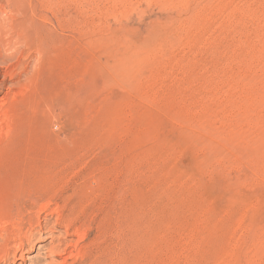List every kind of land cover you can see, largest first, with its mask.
Returning <instances> with one entry per match:
<instances>
[{
  "label": "rangeland",
  "instance_id": "obj_1",
  "mask_svg": "<svg viewBox=\"0 0 264 264\" xmlns=\"http://www.w3.org/2000/svg\"><path fill=\"white\" fill-rule=\"evenodd\" d=\"M0 7L24 40L16 72L39 57L32 84L0 87V205L25 222L43 197L44 232L9 264H57L58 245L99 264H264V0Z\"/></svg>",
  "mask_w": 264,
  "mask_h": 264
},
{
  "label": "bare ground",
  "instance_id": "obj_2",
  "mask_svg": "<svg viewBox=\"0 0 264 264\" xmlns=\"http://www.w3.org/2000/svg\"><path fill=\"white\" fill-rule=\"evenodd\" d=\"M51 1H53L55 3H65L66 1H69V0H51ZM259 1L260 0H246V3L247 4H250L251 2L257 3ZM10 16H12V15H10ZM14 29H15L14 24L11 23V21L0 11V68L4 69V80L1 82L2 84L0 83V87L4 88L6 86V84L4 85L3 82H7V81L10 82V84L7 87L8 92L6 94H8L9 92H13L14 88H16L17 86L26 87L27 83H29L28 81H30V84H32L31 81H32L33 76L36 73V66L39 64V57H36L37 59L35 60V63L32 66V70H29L26 67H23V69L19 73L16 72V70L18 68H20V66H19L20 63L16 60H20V56H21L20 52H22V51H20V49L18 51H17V49L14 50L13 45H15V43L23 44L24 40L21 42V39H22L21 36H16L14 34ZM16 33L18 34V32H16ZM15 48H16V46H15ZM29 68H31V67H29ZM33 70H35V71H33ZM22 76H24V80L21 79ZM24 83H26V84L24 85ZM30 84H29V86L31 87ZM21 92L23 93V91H21ZM7 111L8 110L0 111V152H3L4 150L7 149L5 147L4 142H5L6 138L8 137L7 132H9V130L7 132H5L4 129L6 128V126H9V124L12 125V123H13L12 119L10 118L9 113H7ZM7 128H9V127H7ZM11 130H12V128H11ZM6 145H8V144H6ZM1 154H3V153H1ZM3 199H5V198H3ZM42 199H43V197H33L29 200L30 206L32 209H31V212L27 218L28 220L27 221L25 220V222H23L22 219L20 218V209H21L20 207L21 206H19L18 201L13 200V201L5 203L6 201L3 200V201H5L4 204L0 205V264H2V263L3 264H9L11 259L14 262L18 258H24L23 251H24L25 246H31L30 250H33V248L35 246L33 243V239H34L35 235L38 232L40 233V231L42 230L41 229L42 227L40 228L42 221H40V218L39 219L36 218L38 220H35L33 217V213L35 211V208L37 207V202L42 200ZM41 208H43V207H41ZM39 210H41V209H39ZM42 210L39 211V214H40V212H42ZM48 210H49V203L47 202L44 204V211L47 212ZM21 211H23V210H21ZM37 212H38V210H37ZM37 212H36V214L34 213L35 216L38 214ZM42 236H44V235H42ZM58 248L60 249L61 246L58 245L56 247H51L50 249L48 248L49 250L46 251L48 253L47 254L48 257L49 256L50 257L51 256H61L63 258V260L59 261L57 264H99L100 263V262L96 261V259L90 258L91 256L87 257L86 255H83V253H82V255H80L76 251L75 252L77 254L73 253V255H72L70 253L71 255L65 256V254H67L68 248H66V246L63 250H59ZM79 248H81V247H79ZM57 250H58V252H57ZM47 256L46 257L44 256V257L47 258ZM70 259H71V262H69ZM46 262L47 263H45V264H53L52 262H50V263H48V261H46ZM37 264H42V263H37ZM43 264H44V262H43Z\"/></svg>",
  "mask_w": 264,
  "mask_h": 264
}]
</instances>
